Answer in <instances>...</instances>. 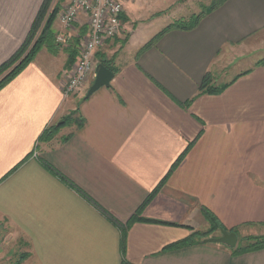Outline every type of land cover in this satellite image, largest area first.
Instances as JSON below:
<instances>
[{
  "label": "crops",
  "instance_id": "obj_1",
  "mask_svg": "<svg viewBox=\"0 0 264 264\" xmlns=\"http://www.w3.org/2000/svg\"><path fill=\"white\" fill-rule=\"evenodd\" d=\"M43 1L0 0V66ZM74 29L72 38L87 31ZM125 29L122 21L96 53L117 69L110 86L86 100L93 81L76 95L61 91L66 45L55 55L42 48L0 89V220L32 264H264V249L234 252L238 240L264 236V56L247 62L264 51V0H223L194 29L145 49L158 33L139 38L131 52L132 36L115 49ZM53 30L69 33L57 20ZM204 78L227 87L198 95ZM75 111L82 127L40 140ZM204 210L216 234H236L234 248L213 237L176 245L209 230ZM136 213L151 222L130 225L122 253L111 219L124 226Z\"/></svg>",
  "mask_w": 264,
  "mask_h": 264
},
{
  "label": "trees",
  "instance_id": "obj_2",
  "mask_svg": "<svg viewBox=\"0 0 264 264\" xmlns=\"http://www.w3.org/2000/svg\"><path fill=\"white\" fill-rule=\"evenodd\" d=\"M64 1L65 0H44L43 1L24 44L10 60H8L7 62H5L4 64L0 66V89H2L8 82H10L15 76H17L29 63H31L35 55L42 48H45L50 54L55 55L57 52L60 51L61 48L64 47L56 43L55 41L56 35L53 30V24L56 21V16L58 12L60 11L61 5L64 3ZM222 2L223 0H216V2L213 3V5L210 8L206 9L202 13L198 15L190 16L189 18H186V19H179V20L174 21L173 23L165 27L157 35H155L142 49L148 48L151 45H153L161 35H163L164 33L170 30L190 31L194 29L198 25L203 15L212 11ZM122 19H123V14L121 15V21H124L125 19V18L123 20ZM78 45H79V38H72L66 44V48L64 50H66L68 53V64H67L68 68H70L76 61L75 58H76V53H77L76 51L78 50ZM99 59L100 60L98 61V64L105 66L112 73H115L117 71V69L111 66L110 61L103 60L101 57H99ZM226 87L227 86L225 85L221 88H211L207 85V78L206 79L204 78L202 83L199 86L198 95L217 94V93H220L222 90H224ZM83 100H86V99L83 98ZM67 125H76L77 127H82L83 120L79 116H77V111L63 118L61 121V124L54 125L46 129L41 135L40 140L46 141L52 138L59 131L60 128L67 126ZM181 157L178 160H176V162L171 167L170 171H172L178 165ZM59 177H60V180L63 181L65 184L69 185L70 187H73V185L68 183L63 177L61 176ZM151 197H152V194H150L146 198L144 204L147 201H149ZM203 216H204V219L209 224V230L205 233L196 232L192 234V236H190L188 239L176 245H179V246L194 245L195 243L199 242V239L206 238L212 232L216 231L217 229H221V226L216 224L217 221L210 212H208L207 210H204ZM111 221L115 225H117L121 231L122 253L125 250L126 231L130 227V225L134 223L135 221L151 222V221L144 220L138 217L137 213L134 216H132L130 220L124 226L117 223L116 221L112 219ZM231 232L233 231L230 230L229 233ZM244 241L246 242V245L242 247L237 246L236 249L234 250L236 254L260 251L264 249V236L246 238ZM123 264H126V263H123Z\"/></svg>",
  "mask_w": 264,
  "mask_h": 264
},
{
  "label": "built area",
  "instance_id": "obj_3",
  "mask_svg": "<svg viewBox=\"0 0 264 264\" xmlns=\"http://www.w3.org/2000/svg\"><path fill=\"white\" fill-rule=\"evenodd\" d=\"M126 0H65L61 5L56 20L69 33L55 36L61 46L73 37L75 24H84L87 31L79 38L77 58L65 72L61 91L64 97L76 95L93 81L97 66L96 53L104 44L120 33L123 3Z\"/></svg>",
  "mask_w": 264,
  "mask_h": 264
},
{
  "label": "rangeland",
  "instance_id": "obj_4",
  "mask_svg": "<svg viewBox=\"0 0 264 264\" xmlns=\"http://www.w3.org/2000/svg\"><path fill=\"white\" fill-rule=\"evenodd\" d=\"M215 2L216 0H133V4L127 3V6H125L127 14L123 25L126 29L120 35L121 41L115 46V49H119V45L123 43L122 40H126L132 36L134 39L126 49V51L131 52L136 49L137 45L135 44L139 38H146L148 35L157 34L176 20L198 15L210 8ZM132 32H135V34L131 35ZM263 56L264 51H261L259 56L256 55L247 62L255 60L258 57L262 58ZM103 60L108 61V59ZM247 62L244 65H247ZM238 69L240 70L241 67L238 66ZM12 233L13 229L0 220V264H32V259L27 262L25 261L27 259L25 255L29 252L26 243L20 239L14 241ZM208 237L215 238L220 236L214 231L206 238ZM245 245L246 242L243 243L242 240H238V246L242 247Z\"/></svg>",
  "mask_w": 264,
  "mask_h": 264
},
{
  "label": "water",
  "instance_id": "obj_5",
  "mask_svg": "<svg viewBox=\"0 0 264 264\" xmlns=\"http://www.w3.org/2000/svg\"><path fill=\"white\" fill-rule=\"evenodd\" d=\"M114 74L107 69L105 66L101 64H97L95 70V77L93 79L92 84L88 88L84 99H88L92 94L98 91L100 88H108L110 86L111 81L113 80ZM209 243H219L223 244L229 248H234L237 243V236L235 233L227 232L224 230L220 231L219 238H210L207 240Z\"/></svg>",
  "mask_w": 264,
  "mask_h": 264
}]
</instances>
